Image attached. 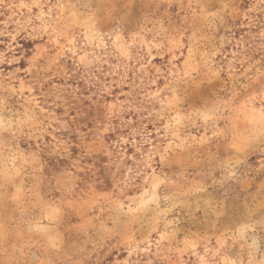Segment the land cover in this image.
Wrapping results in <instances>:
<instances>
[{"label":"rangeland","instance_id":"374dc122","mask_svg":"<svg viewBox=\"0 0 264 264\" xmlns=\"http://www.w3.org/2000/svg\"><path fill=\"white\" fill-rule=\"evenodd\" d=\"M0 26V264H264V0H0ZM146 127L115 181L105 136Z\"/></svg>","mask_w":264,"mask_h":264},{"label":"trees","instance_id":"16d2710c","mask_svg":"<svg viewBox=\"0 0 264 264\" xmlns=\"http://www.w3.org/2000/svg\"><path fill=\"white\" fill-rule=\"evenodd\" d=\"M1 28V26H0ZM6 41L5 38L0 36V42ZM20 45L26 50L30 49L31 43L21 41ZM1 48V45H0ZM149 128L141 129L142 132H138L137 135L128 134L126 143H123L117 135L123 134L120 130L116 129L114 132H109L105 137V143L112 150L111 155V167L109 169L115 171L113 179L120 181V178L125 173L126 168L129 167L131 170L134 169V161H138L143 158L144 155L150 153L147 140H152L155 143L156 136L153 133L148 134ZM146 135L144 139H141V134ZM134 136V138H132ZM146 139V140H145ZM137 141V145H133L132 141ZM91 177V176H90ZM137 179H134L136 181Z\"/></svg>","mask_w":264,"mask_h":264}]
</instances>
